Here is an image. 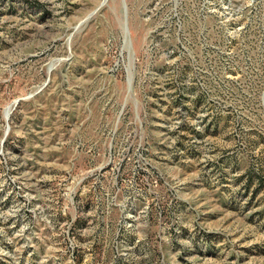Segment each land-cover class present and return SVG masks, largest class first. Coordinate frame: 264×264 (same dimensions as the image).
Here are the masks:
<instances>
[{"label": "rangeland", "instance_id": "obj_1", "mask_svg": "<svg viewBox=\"0 0 264 264\" xmlns=\"http://www.w3.org/2000/svg\"><path fill=\"white\" fill-rule=\"evenodd\" d=\"M0 264H264V0H0Z\"/></svg>", "mask_w": 264, "mask_h": 264}, {"label": "water", "instance_id": "obj_2", "mask_svg": "<svg viewBox=\"0 0 264 264\" xmlns=\"http://www.w3.org/2000/svg\"><path fill=\"white\" fill-rule=\"evenodd\" d=\"M124 17L126 19V9H125V5H124ZM129 85H130V80L128 81Z\"/></svg>", "mask_w": 264, "mask_h": 264}]
</instances>
